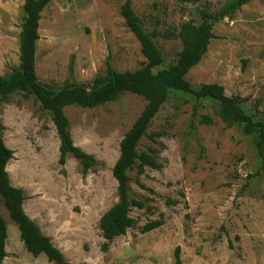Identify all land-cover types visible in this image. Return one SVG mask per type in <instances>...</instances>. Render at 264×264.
Returning a JSON list of instances; mask_svg holds the SVG:
<instances>
[{
    "label": "rangeland",
    "instance_id": "374dc122",
    "mask_svg": "<svg viewBox=\"0 0 264 264\" xmlns=\"http://www.w3.org/2000/svg\"><path fill=\"white\" fill-rule=\"evenodd\" d=\"M124 1L51 0L38 26V82L51 93L68 86L89 90L104 75L106 61L119 72L141 68L140 45L120 14ZM228 1L131 0L162 54L153 71L176 62L181 23L190 22L195 30L203 14H216ZM24 17L23 0H0L2 77L19 66ZM212 32L186 80L195 87L221 85L247 115L264 123V0L231 10L214 22ZM144 105L141 96L126 92L94 108H64L74 144L97 160L96 169L83 176L70 155L63 166L58 163L54 125L33 97L14 94L0 101V135L13 151L6 170L11 185L23 190L26 214L71 263L173 264L179 246L182 264H264V162L256 134L226 126L217 101L174 90L136 147L154 156L159 167L127 171L128 196L142 207L131 208L133 225L101 250L98 221L117 201L112 168L119 144ZM205 116L210 122L203 121ZM0 214L10 238L19 236L1 199ZM158 219L161 226L141 231Z\"/></svg>",
    "mask_w": 264,
    "mask_h": 264
},
{
    "label": "trees",
    "instance_id": "16d2710c",
    "mask_svg": "<svg viewBox=\"0 0 264 264\" xmlns=\"http://www.w3.org/2000/svg\"><path fill=\"white\" fill-rule=\"evenodd\" d=\"M51 0H23V19L19 33V66L7 77L0 76V101L7 102L14 94L31 96L47 112L54 125L59 139L58 163L63 166L68 155L80 164L83 176L97 167V160L89 153L76 146L73 142L69 122L64 108L77 105L82 108H94L117 100L126 92L141 96L145 105L130 129L124 134L119 144V156L112 168V176L116 181L117 201L104 212L98 221V227L104 242L101 250L106 251L108 244L116 237L123 235L133 225L129 213L132 207H142L140 202L130 200L127 171L133 166L139 173L145 167L158 168L156 158L148 153H138L136 147L145 136L146 130L165 103L168 93L172 90L193 95L196 99H212L218 102L217 114L230 127L238 125L246 135L256 134L254 143L264 162V123L255 121L239 106L236 96H227L224 88L216 83L193 86L185 76L196 66L205 54L210 40L214 37V22L229 16L231 10H239L251 0H230L214 15L203 14L201 22L193 30L190 22L181 23L176 37L180 40L181 50L177 60L167 68L154 72L162 62V54L154 44L152 35L146 32L131 7V0H125L120 7V14L125 25L137 39L140 50L145 58L144 65L136 70L116 71L108 61L103 76L97 77L89 90L83 86H68L51 93L42 86L35 74V52L38 40V26L42 10ZM204 122L210 119L203 117ZM2 123L0 121V132ZM13 151L9 149L0 135V199L10 220L16 224L20 239L25 249L33 256L44 254L53 264H80L69 262L64 254L52 243L50 237L44 235L38 225L31 220L23 209L25 195L23 190L10 183L6 170ZM162 225V220L146 223L142 232L151 231ZM7 238L6 222L0 214V264L6 256L5 241ZM180 247L173 252L174 263L182 264Z\"/></svg>",
    "mask_w": 264,
    "mask_h": 264
},
{
    "label": "crops",
    "instance_id": "0c3cea01",
    "mask_svg": "<svg viewBox=\"0 0 264 264\" xmlns=\"http://www.w3.org/2000/svg\"><path fill=\"white\" fill-rule=\"evenodd\" d=\"M23 209H24V207H23ZM19 237H20V234L18 236V234L16 233V234H14V236H12L10 238V234L8 231L7 238L5 241L6 256L4 257L2 264L6 260V258H8V260L10 259L9 264H53L52 262H49L47 260V258L44 254H40L37 257H33L25 249L24 244ZM9 242H10V244H9Z\"/></svg>",
    "mask_w": 264,
    "mask_h": 264
}]
</instances>
